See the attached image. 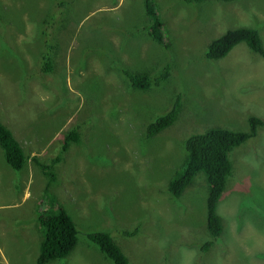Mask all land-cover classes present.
<instances>
[{"label":"rangeland","instance_id":"1","mask_svg":"<svg viewBox=\"0 0 264 264\" xmlns=\"http://www.w3.org/2000/svg\"><path fill=\"white\" fill-rule=\"evenodd\" d=\"M70 1H0V121L28 158L14 170L0 147V264H36L38 213L53 202L71 216L77 240L48 264H112L87 238L98 230L129 264H264L263 125L229 153L233 171L216 205L223 231L208 250L201 251L209 237L205 175L198 172L177 197L167 190L188 136L216 125L246 130L248 115L264 120V59L244 42L218 59L202 49L238 26L257 30L264 47V0H152L167 29L164 46L145 30L143 0ZM49 44L60 53L48 77L55 93L44 99L46 81L30 77ZM165 66L167 79L147 90L132 89L123 72L154 75ZM177 93L175 121L146 136ZM57 104L63 109L53 114ZM72 129L79 138L60 153ZM31 155L59 162L31 178L42 170Z\"/></svg>","mask_w":264,"mask_h":264},{"label":"trees","instance_id":"2","mask_svg":"<svg viewBox=\"0 0 264 264\" xmlns=\"http://www.w3.org/2000/svg\"><path fill=\"white\" fill-rule=\"evenodd\" d=\"M63 1L66 4L71 2L70 0ZM197 1L198 3L215 1L211 4L212 6L217 3H226L232 0ZM143 3L146 15L149 18V22L145 25V30L151 34V37L154 39L152 40L153 42L158 43L160 46H164L167 29L164 28V24L159 18L158 10L152 0H143ZM7 8H14V6L12 3L8 2ZM1 9H4V7L0 4V10ZM0 17H3L1 12ZM207 42L208 43L202 45V49H205L204 56L208 59L224 57L234 45L240 42H244L249 50L264 58V47L262 46L261 39L257 30L252 27L238 26L227 29L222 38L211 39ZM46 46L47 49L45 51L42 50L38 55L40 64V68L37 70L38 74L32 75L31 77L39 78V76H42V80L48 82L45 88L47 98L55 93L48 89V87L51 86L48 77L58 70L55 61L60 50H58V46H54L53 44ZM123 72L132 89L147 90L152 85H159L167 79L168 66H165L163 69L161 68L160 71L157 74L154 73V75L147 71L128 72L124 70ZM180 97L181 95L177 93L172 106L147 125L146 136L155 135L175 121L181 109ZM62 109V104H57L51 111L55 114ZM247 123L248 129L246 130H234L216 125L207 128L201 133H194L188 136L185 140L186 158L183 161V166L180 171L174 174L167 184L168 192L177 197L183 192L184 188L192 182L193 177L198 172H202L205 175L207 180L205 218L209 237L202 242L201 251L208 250L209 247L212 246L213 241L218 238L223 231L222 221L216 211V205L233 171L229 153L234 147L254 136L258 126H264V120L254 115H248ZM64 137L65 140L62 144V148L59 150L60 153L66 151L71 141H76L79 138L75 129L70 130L68 135ZM0 147L3 150L6 163L14 170L22 169L25 160H27L23 147L20 142L17 141L11 129L1 121ZM32 159L39 165L42 163L35 156ZM57 159L59 158H55L54 160L58 161ZM42 168L45 171L47 168L52 167L49 165H42ZM52 177L53 175L50 174V178ZM38 214V225L43 232V237L39 241L35 263L45 264L51 260L68 256L76 244L77 230L67 210L60 205L55 206L52 204L48 213L46 211H40ZM136 232L137 230L135 229L132 232H126V234L130 235ZM87 238L98 247L112 264H129L127 257L107 231L98 230L90 232L87 234Z\"/></svg>","mask_w":264,"mask_h":264},{"label":"crops","instance_id":"3","mask_svg":"<svg viewBox=\"0 0 264 264\" xmlns=\"http://www.w3.org/2000/svg\"><path fill=\"white\" fill-rule=\"evenodd\" d=\"M147 31V30H146ZM148 34H149V32H147ZM65 77H66V82H65V79H64V86H66L67 84H68V82H67V75H65ZM30 78H32V77H30ZM29 78V79H30ZM29 79L27 80V82L29 81ZM38 81V80H37ZM55 82V78L54 77H51V80H49V84L52 86V84ZM48 85V82H45V87ZM50 86V87H51ZM42 89H43V87H41ZM46 98V93H45V95H44V99ZM57 113V112H56ZM55 113V114H56ZM5 122V121H4ZM64 122V121H63ZM62 122V123H63ZM7 125H9L8 123H6ZM58 130L59 131H61V125H59V127H58ZM49 141H50V139H48ZM22 146V145H21ZM23 147V146H22ZM23 150H24V148H23ZM60 150V149H59ZM25 152V151H24ZM25 154H27L26 152H25ZM27 156V155H26ZM53 156H55V154L53 155ZM53 156H51V158L49 159V162L48 163H45V162H42L41 164L42 165H49V166H51L52 168L55 166V164H57L58 162H59V160L58 161H55L54 159L55 158H52ZM31 157L33 158L34 157V155H31ZM28 159V158H27ZM38 159V158H37ZM39 160V159H38ZM27 161V160H26ZM26 161H25V163H26ZM40 161V160H39ZM25 163H24V165H25ZM38 164V163H37ZM39 165L38 164V166L42 169V170H37V168H35L31 173H30V177L31 178H33V177H35V176H38V175H41V176H43V177H46L45 176V171L43 170V168H42V165ZM24 167V166H23ZM23 167H22V169H23ZM38 167V168H39ZM46 185V187H45V192H47L48 191V187H49V184L47 183V184H45ZM29 188H30V186H28ZM25 190H26V188H24ZM29 192L27 193V194H23L22 195V197L23 198H25L26 196H31L32 195V192L30 191V190H28ZM52 204H54L55 206H58L59 204L57 203V205L53 202ZM51 204V205H52ZM59 259H61V258H59ZM54 260H51V261H49V262H47V263H45V264H48V263H51V262H53Z\"/></svg>","mask_w":264,"mask_h":264},{"label":"clouds","instance_id":"4","mask_svg":"<svg viewBox=\"0 0 264 264\" xmlns=\"http://www.w3.org/2000/svg\"><path fill=\"white\" fill-rule=\"evenodd\" d=\"M259 55V54H258ZM262 57V56H261ZM263 58V57H262ZM264 59V58H263ZM25 153V152H24ZM26 155V154H25ZM26 159H27V156H26ZM26 161V160H25Z\"/></svg>","mask_w":264,"mask_h":264}]
</instances>
